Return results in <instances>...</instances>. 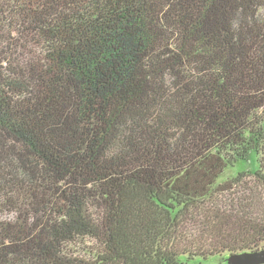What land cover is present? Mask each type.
<instances>
[{
  "label": "trees",
  "instance_id": "obj_1",
  "mask_svg": "<svg viewBox=\"0 0 264 264\" xmlns=\"http://www.w3.org/2000/svg\"><path fill=\"white\" fill-rule=\"evenodd\" d=\"M262 249L264 0H0V264Z\"/></svg>",
  "mask_w": 264,
  "mask_h": 264
},
{
  "label": "water",
  "instance_id": "obj_2",
  "mask_svg": "<svg viewBox=\"0 0 264 264\" xmlns=\"http://www.w3.org/2000/svg\"><path fill=\"white\" fill-rule=\"evenodd\" d=\"M229 264H264V249L234 256L229 260Z\"/></svg>",
  "mask_w": 264,
  "mask_h": 264
},
{
  "label": "rangeland",
  "instance_id": "obj_3",
  "mask_svg": "<svg viewBox=\"0 0 264 264\" xmlns=\"http://www.w3.org/2000/svg\"><path fill=\"white\" fill-rule=\"evenodd\" d=\"M238 169V168H237ZM237 169H229L226 174L221 177L222 180L227 179V178H232L235 177L236 173H237ZM190 264H228L227 262L222 261L221 259H211L209 261H205L202 263H199V261H197L196 263H190Z\"/></svg>",
  "mask_w": 264,
  "mask_h": 264
}]
</instances>
